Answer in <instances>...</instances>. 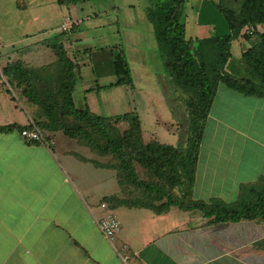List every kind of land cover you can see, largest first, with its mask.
<instances>
[{"label":"crops","instance_id":"crops-1","mask_svg":"<svg viewBox=\"0 0 264 264\" xmlns=\"http://www.w3.org/2000/svg\"><path fill=\"white\" fill-rule=\"evenodd\" d=\"M149 2L142 0L135 4L132 0L127 1L125 6L135 9L139 17L124 20L125 32L120 29L121 23L114 21L116 32L123 42L108 45H99L100 42L93 36L74 29L90 19V13L97 17L96 21H101L98 26L103 23L104 16L118 7L114 14L117 18L119 6L100 7L90 12L83 10L79 12L83 17H73L66 3L56 2L59 11L57 8L50 10L59 13L58 27L66 21L73 23L70 30L56 39L77 65L72 90L76 108L87 106L93 111L91 101L99 97V103L107 102L109 91L114 92L112 97L115 101L120 95L117 93L120 86L139 92L154 90L150 86L157 83L155 73L148 69L146 60L139 62L138 49L134 48L140 41L151 44V50L156 47L153 55L160 58L165 74L154 27L147 18ZM195 2L192 0L189 5ZM27 4L30 6L25 10L38 9L40 18L45 20L42 15L44 10L37 8L40 0L27 1L19 7ZM197 5L200 6L201 2L197 1ZM203 11L200 18L218 21V16L209 15V18ZM96 21L89 24L95 27ZM126 25L132 30L127 36ZM206 27L211 30L204 33L215 29L212 24L200 23L194 29L198 31ZM140 30L143 31L139 34ZM27 35L24 32L21 34L23 38H28ZM209 35L212 34L202 36ZM232 43L234 49L237 47L240 51L238 55L234 54L240 56L244 51L241 50V41L235 39ZM42 45L45 46L44 43ZM114 46L123 50L132 85L108 88L116 79L112 71L111 51ZM133 57L138 61L134 68L130 62ZM50 59L53 61L54 55L51 54ZM108 62L107 76L102 64ZM87 65H90V70ZM81 75H89V78L82 80ZM170 86L171 101L183 106L173 86ZM154 93L157 91L154 90ZM137 96L138 102L133 99L131 109L126 112L137 113L143 140L183 147L188 125L184 106L187 118L185 137L175 145L157 138L155 130L157 113L161 114L163 108L167 110L165 115L172 112L168 105H163L165 99L159 94L151 98L149 95ZM26 106L35 108L28 103ZM144 108H147V113L150 108L153 109L150 124L154 128H148V138L143 136ZM24 117L20 116L21 119L11 123L27 122L28 118ZM181 125L178 121L165 124L167 130L175 129L174 132ZM23 138L18 130L0 131V264H264V221L213 222V216L207 217L197 209L182 210L176 206L160 213L148 207L125 204L98 209L99 200L103 197L114 194L122 197V194L114 193L115 189L105 190L102 187L108 179L118 182L115 170L102 165L103 160L99 156H93L91 151L77 146L73 139L61 132H54L52 146L28 143ZM251 185L264 186V95H245L219 84L204 123L190 198L208 203L217 199L230 204L242 196L243 186ZM178 191L180 195L182 190ZM109 212L119 223L113 240L105 237L97 224V219Z\"/></svg>","mask_w":264,"mask_h":264},{"label":"trees","instance_id":"trees-1","mask_svg":"<svg viewBox=\"0 0 264 264\" xmlns=\"http://www.w3.org/2000/svg\"><path fill=\"white\" fill-rule=\"evenodd\" d=\"M69 1L77 0H56L58 4ZM149 1L147 18L154 27L165 74L187 113V134L183 147L156 140L144 141L140 119L133 111L108 116L94 114L87 106L76 108L72 90L77 65L57 39L44 42L53 50L60 64L54 84L47 85L38 70L25 66L20 60L4 65L0 77L16 81L22 96L38 106L43 117L37 124L43 130L61 132L96 156L108 158L109 161L103 160L101 164L116 171L120 184L144 189L142 196L139 191H135L129 197H103L111 207L125 204L148 207L160 213L170 206H176L182 210L197 209L207 217L213 216V222L243 219L264 221L263 185L243 186L242 196L230 204L190 198L197 151L218 85L224 84L245 95H264V0H237L235 5L228 4V0H218L215 5L217 11L209 9L211 6L208 2L212 0H196L190 5L192 0ZM197 1L201 2L200 6H196ZM186 9L193 14L191 23L189 20L181 21ZM201 10L208 16V12L212 11L210 16H218L219 21L216 23L225 24V29L209 36L193 33L195 25L200 23ZM195 17L198 18L197 22ZM211 24L214 26L215 21ZM250 26L252 29H249ZM238 38L248 43L247 49L241 54L247 76L236 77L225 68L231 57V43ZM111 52L112 71L116 79L108 88L132 85L130 68L122 48L114 46ZM121 122L128 124L123 131L118 128ZM21 128L14 122L0 124V131L3 132ZM47 139H51L48 133ZM44 140L31 142L42 144ZM133 160L158 178H163L164 183L140 179ZM174 190L182 191L178 195Z\"/></svg>","mask_w":264,"mask_h":264},{"label":"rangeland","instance_id":"rangeland-1","mask_svg":"<svg viewBox=\"0 0 264 264\" xmlns=\"http://www.w3.org/2000/svg\"><path fill=\"white\" fill-rule=\"evenodd\" d=\"M27 1L31 2L33 0H0V70L3 68L4 65L7 63H12L14 61L20 60L25 66L29 68H34L38 70V72L41 74L42 78L45 80L47 85H52L56 82V75L57 71L60 67L59 62L57 61V58L53 52V50L47 48V46L42 45V43L56 39V37H61L62 33L64 32L61 28L62 24L58 27V24L60 23L58 6L55 0H40L41 4H38L37 8H41L44 10L42 12L43 17L45 20H42L39 16L38 9L34 10H25L26 6H22V10L19 6L23 3H27ZM128 0H77V1H69L66 4L67 6L71 8V15L73 17H83V14H79V12L83 10L94 11L97 8L103 7V8H110L112 5L119 6L120 10L118 12V17L116 18L115 11L117 12V8L113 11L107 14L102 18V24L101 26H98V24L101 22L96 21V16H93L92 13H90V19L87 21H84L83 23L79 24L74 30L76 32L78 31H84L83 34L87 36H93V38L100 42L99 45H108L112 43H121L123 42L120 38V35L116 32V25L113 23L114 21H118V23H121L120 29H123L125 32V28H123L124 20H131L134 18L138 19L139 14L135 11V9L130 10L125 6ZM142 0H132L135 4H138L136 2H141ZM207 1V0H206ZM229 1V2H228ZM227 3H231V5H235L237 0H228ZM239 1V0H238ZM218 0H212L209 1L208 4L211 6L209 7L212 11H217V7L215 6ZM19 3V4H18ZM31 6V7H35ZM141 6V5H140ZM57 8V11H50L51 9ZM33 9V8H32ZM206 9V8H205ZM210 11L208 14L212 15L213 12ZM197 17V15H195ZM195 17V22H197L198 18ZM86 20V19H85ZM191 23L193 19H191V13L189 10H184V13L181 16V21H187ZM200 25L205 24H211L213 23L212 19L208 18H200ZM59 21V22H58ZM90 21L94 22L96 21L97 26H91L89 23ZM219 21V19H218ZM221 23V21H220ZM216 24V25H215ZM214 26H216L215 29H212L211 33H204L206 31H210V28H205L203 30L196 31L193 30V33L196 35H205V34H213V33H219L225 29V24L220 25L215 22ZM118 25V24H117ZM213 25V24H212ZM27 26V27H26ZM211 26V25H209ZM196 28V25H195ZM131 29L128 28V25H126V36L127 34L131 33ZM143 30L139 31L142 32ZM29 34L28 38H23L21 36L22 33ZM120 32H122L120 30ZM138 35V32L135 33ZM142 34V33H141ZM241 41V50H245L247 42L242 40L241 38H238ZM100 40V41H99ZM11 42V43H10ZM42 42V43H41ZM125 42V41H124ZM86 47V45H81L80 47ZM142 47V48H141ZM134 48L138 49L137 54L140 59L139 62H142L143 60H146L148 63V69H150L151 72L155 73V79L156 84L154 86H150V89L153 87L157 93L159 94L165 101L163 102L166 105H168L169 109L172 110V112L167 115H165V108H163V111L161 114L157 113V123H155V130L157 132V138H159L162 141L173 143L175 145L180 144L185 137V130H186V124H187V118L186 113L183 109V106L181 104H173L171 101L172 99V93L170 91V83L167 81L166 74H163L162 65L160 58H158L153 53L156 52V47H154V51L151 50V44L147 45L145 42H139L137 46H134ZM142 51H145V53H141ZM231 51L233 52V56H231L225 66V68L231 72L236 77L240 76H247V73L244 71L245 62L242 58L241 54L240 56H236L235 54H239V49L237 47H233V43L231 45ZM235 52V54H234ZM131 53V50L129 51ZM51 54L54 55V60L52 61ZM32 57H37L38 59H34ZM41 57V60L39 59ZM133 68L135 66V63H138V61L134 57L130 61ZM40 64V65H38ZM91 69L90 65L86 66ZM102 67L106 69V73L109 71L110 64L105 63L102 64ZM95 68H93V71ZM108 76V73H107ZM114 77V76H113ZM89 78V75H81L82 80H86ZM108 78V77H107ZM8 78L5 76L0 77V124H6L1 121H7L8 123H11V121H18L17 118L24 117L28 118L27 122H15L20 127H22L20 130L17 129L19 132L26 128L27 126L30 127H37L41 131L42 143L51 145V139H47V133L50 135V137L54 138V133H49L50 131L43 130L41 126H39L37 123L39 122V119L43 117V114L41 110L38 108V106L32 104L29 102L26 98L22 96L20 93V85H17L16 81H7ZM150 90L147 91H132L131 89H128L126 87H121L117 90L118 96L117 100H113L112 94L114 92H108V100L107 102L99 103V97H96L93 101H91L93 112L94 114L99 115H116L123 112H126L127 110L131 109L132 106V100L134 99L136 102H138L139 95H149L150 98L154 94L153 91ZM116 91V90H113ZM162 91V92H158ZM28 105H34L35 108L30 109L26 106ZM172 103V105H171ZM147 108L142 109L143 115H142V122H143V136L145 138H148V128H151L154 125L151 126L150 121L153 118V109L150 108V112H146ZM21 119V118H20ZM42 121V120H40ZM180 122L182 123L181 127L174 132L173 130H167L165 124L169 122ZM157 124V125H156ZM37 125V126H36ZM128 127L127 122H121L118 126L120 131L125 130ZM14 130V131H17ZM175 136H174V135ZM21 135V134H20ZM56 135V134H55ZM25 139V138H23ZM26 142L30 143L31 141H28L25 139ZM76 143V141L74 140ZM77 144V143H76ZM71 145V144H69ZM79 147H83L79 144H77ZM52 149V147H51ZM86 149V148H85ZM86 151H89L86 149ZM93 156H96L93 154ZM104 161H109L106 157H101ZM134 169L136 170L137 176L146 181L150 182H156V183H164L163 178H158L156 175H154L150 170L144 168L143 166L139 165L135 160L132 161ZM105 187V190H114V193L116 192L117 195H125V197L131 196L130 193H133L135 191H139L141 193L140 196H142L145 192L144 189L141 187L136 186H126L125 184H120L119 182L116 183L114 179H108L103 183V186ZM117 187V188H116ZM176 189V188H175ZM174 192H179L178 190ZM147 194V193H146ZM113 196H116L115 194ZM117 197V196H116ZM213 200V199H212ZM215 199L214 201H216ZM220 201V200H218ZM205 202V201H203ZM222 202V201H221ZM226 203V202H223ZM233 203V202H231ZM105 207L110 208L111 206L105 199H100L97 208L98 209H105ZM100 219V218H99ZM99 219H97V224Z\"/></svg>","mask_w":264,"mask_h":264},{"label":"built area","instance_id":"built-area-1","mask_svg":"<svg viewBox=\"0 0 264 264\" xmlns=\"http://www.w3.org/2000/svg\"><path fill=\"white\" fill-rule=\"evenodd\" d=\"M72 24L73 23H71L70 21H66L62 24L61 28L63 31H68L72 28ZM249 29H252V27L250 26ZM20 134L28 141L42 139L41 131L35 126L23 128L20 131ZM98 226L105 237L110 240H113L114 236L116 235V232L118 231L119 223L115 215L112 212H109L108 214L99 219Z\"/></svg>","mask_w":264,"mask_h":264}]
</instances>
